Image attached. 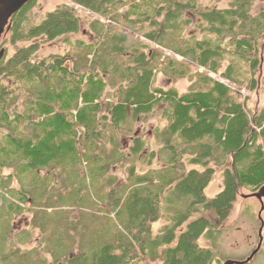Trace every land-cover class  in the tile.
Returning a JSON list of instances; mask_svg holds the SVG:
<instances>
[{"label": "trees", "instance_id": "1", "mask_svg": "<svg viewBox=\"0 0 264 264\" xmlns=\"http://www.w3.org/2000/svg\"><path fill=\"white\" fill-rule=\"evenodd\" d=\"M221 1L66 0L29 25L36 2L30 0L11 16L0 39V206L16 217L30 212L28 178L46 193L64 172L95 162L104 169L109 210L119 223L109 243L95 251L74 249L55 264L218 261L213 242L240 194L264 186V104L249 107V97L232 88L262 89L264 9L254 13L255 0H229L225 7ZM75 6L95 16L90 28L96 39L39 54L41 43L79 32ZM159 73L186 78L191 88L180 93L154 86ZM155 113L165 122L154 133L163 166L140 173L130 163L119 182L108 172L129 159L115 131L130 133ZM146 143L134 137L132 157ZM219 168L223 189L209 197L206 188ZM163 201L176 213L152 236L166 214ZM204 236L212 246L200 244ZM17 245L12 252H19Z\"/></svg>", "mask_w": 264, "mask_h": 264}, {"label": "rangeland", "instance_id": "2", "mask_svg": "<svg viewBox=\"0 0 264 264\" xmlns=\"http://www.w3.org/2000/svg\"><path fill=\"white\" fill-rule=\"evenodd\" d=\"M62 1L66 0H36L35 6L28 13L29 25L40 22L48 11ZM206 1L203 0L204 3H207ZM228 1L222 0L218 6L225 7ZM75 7L80 9L81 25L79 32L61 37L53 42L41 43L39 54L50 55L63 52L73 48L78 41L87 43L96 39L90 28V22L95 19V16L80 6ZM262 9H264V0H255L253 12L257 13ZM191 30H195L194 26ZM153 48L161 50L166 56H174L173 53L159 45H153ZM174 57L178 60L183 59L179 55ZM228 62H223L221 70L228 66ZM196 69L195 67L192 68L193 71ZM261 69L264 77V66ZM198 71H203V68H198ZM210 76H215V74L210 73ZM263 77L261 78L262 89L259 90V94L258 91L250 92L245 88L238 89L237 86L232 85V88L239 92L242 99L249 97L247 102L249 107L253 106L255 101L264 104ZM171 79L159 73L156 75L153 85L163 88L174 87L180 93L191 88V82L186 78H178L175 81ZM164 124L165 122L159 119V114L155 113L134 123L130 133L115 131L120 144H122L121 150L129 160L126 161L125 166L120 164L111 166L108 175L116 177L119 182H123L127 176V167L130 163H135L136 170L140 173L151 168L162 167L165 160L161 158L160 152L163 149L154 139V133L157 127ZM137 136L143 138L147 143L139 155L132 157L129 146L132 145L134 137ZM104 141L108 143V137ZM152 152L154 155L151 156ZM100 166L98 163L91 162L79 165L70 175L64 172L46 193L45 186L38 189L28 178L29 185L27 186L26 183V186L32 194L33 201L30 204L32 215L30 212H25V214L16 217L17 213L10 212L9 209L0 206V245H2L0 264H55L57 257L71 253L74 249L88 251V248L92 247L94 248L92 251H95L109 243L112 234L113 236L119 235V232L116 231L119 225L118 220L114 213H110V205L107 201L109 196L107 177L106 175L100 176L104 171ZM192 167V165H188V168ZM8 172H12V169H8ZM11 185L14 188H19L17 181ZM222 189L223 170L219 168L216 169L212 181L207 186L206 194L209 197L214 196ZM248 194L251 196V191L240 194L229 217L222 225L216 241L213 242L220 253L218 261L215 260L214 264H224L223 262L226 260L245 258L250 253L252 246L257 243V228L260 226L258 210L260 211L262 208H260L259 202L253 201L252 197L246 198ZM162 207L164 208L163 213L166 214L154 223L152 236H156L159 228L176 213L172 208L173 206L165 210V201H163ZM184 207L176 206V209L180 208V211H183ZM261 216L264 217V210ZM29 222L30 225L27 226ZM33 234L35 239H33ZM17 242L20 245L19 252H12V249L18 247ZM6 243H12L11 250ZM210 243L211 240L205 236L200 239L202 245H210ZM30 252L37 254L34 259H30ZM25 254H27V259L20 257ZM4 257L6 259H3ZM158 263L159 261L154 262V264ZM249 264H264V249Z\"/></svg>", "mask_w": 264, "mask_h": 264}, {"label": "water", "instance_id": "3", "mask_svg": "<svg viewBox=\"0 0 264 264\" xmlns=\"http://www.w3.org/2000/svg\"><path fill=\"white\" fill-rule=\"evenodd\" d=\"M30 0H0V39L5 34V32L10 28L11 16L15 14L20 8H22L27 2ZM3 53V50L0 51V57ZM254 195L260 199L261 208H264V204L262 201V197L264 196V186H262L258 192L254 193ZM261 218V217H260ZM262 220V219H261ZM263 225V220L261 221ZM262 240L260 239L259 245L257 249L245 260L237 261V260H226L224 264H244L248 262L253 254L259 249Z\"/></svg>", "mask_w": 264, "mask_h": 264}, {"label": "flooded vegetation", "instance_id": "4", "mask_svg": "<svg viewBox=\"0 0 264 264\" xmlns=\"http://www.w3.org/2000/svg\"><path fill=\"white\" fill-rule=\"evenodd\" d=\"M259 191V189L258 190H256V191H253L254 193H256V192H258ZM252 193V192H251ZM253 193V194H254ZM250 194V193H249ZM249 194H248V196L246 197V198H248V197H252V199H253V201L255 202H259L260 203V208H261V206H262V204H261V201H260V199H258L256 196H249ZM245 197V196H244ZM262 201H263V204H264V196L262 197ZM259 208V209H260ZM263 210H264V208L263 209H261L260 211L258 210V218L260 219V226L257 228V243H256V245H253L252 246V249H251V251H250V253L247 255V256H245V258H243V257H241L240 259H235V260H237V261H242V260H245L247 257H249L256 249H257V247H258V245H259V242H260V239L262 240V243H261V245H260V247H259V249L253 254V256H252V258L248 261V262H246V263H244V264H249L254 258H255V256L262 250V249H264L263 248V242H264V217L263 216H261V213H263ZM261 217V218H260ZM263 220V225L261 224V221ZM224 263V262H223Z\"/></svg>", "mask_w": 264, "mask_h": 264}, {"label": "bare ground", "instance_id": "5", "mask_svg": "<svg viewBox=\"0 0 264 264\" xmlns=\"http://www.w3.org/2000/svg\"><path fill=\"white\" fill-rule=\"evenodd\" d=\"M252 196H255L253 193H251ZM225 263V262H224Z\"/></svg>", "mask_w": 264, "mask_h": 264}, {"label": "crops", "instance_id": "6", "mask_svg": "<svg viewBox=\"0 0 264 264\" xmlns=\"http://www.w3.org/2000/svg\"><path fill=\"white\" fill-rule=\"evenodd\" d=\"M27 226H29V223H28V225ZM27 226H26V228H27ZM35 239V238H34Z\"/></svg>", "mask_w": 264, "mask_h": 264}]
</instances>
